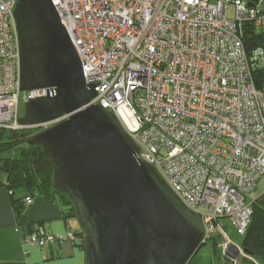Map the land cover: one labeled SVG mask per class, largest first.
<instances>
[{"label": "built area", "instance_id": "1", "mask_svg": "<svg viewBox=\"0 0 264 264\" xmlns=\"http://www.w3.org/2000/svg\"><path fill=\"white\" fill-rule=\"evenodd\" d=\"M82 62L93 104L114 113L141 156L160 171L220 241L229 264L250 258L228 235H245L264 175V51L244 38L264 28V1L52 0ZM16 0H0V127L37 134L64 121L23 125ZM23 110V112H22ZM29 207L32 197L26 198ZM40 228L32 245L76 240ZM237 254V257L233 255Z\"/></svg>", "mask_w": 264, "mask_h": 264}, {"label": "water", "instance_id": "2", "mask_svg": "<svg viewBox=\"0 0 264 264\" xmlns=\"http://www.w3.org/2000/svg\"><path fill=\"white\" fill-rule=\"evenodd\" d=\"M20 90L46 89L25 101L18 121L52 167V187L72 202L82 232L85 264H188L206 243L205 226L141 156L118 117L93 104L82 62L52 0H16ZM37 224L61 218V209L35 198L27 210ZM248 254L246 249H243ZM237 257L238 255H233ZM231 258L223 256V264Z\"/></svg>", "mask_w": 264, "mask_h": 264}, {"label": "trees", "instance_id": "3", "mask_svg": "<svg viewBox=\"0 0 264 264\" xmlns=\"http://www.w3.org/2000/svg\"><path fill=\"white\" fill-rule=\"evenodd\" d=\"M246 1L254 3L260 0ZM244 41L249 51L261 47L262 34L254 38H244ZM28 139L25 130L13 132L0 127V174L5 176V183L13 196L19 222L28 232L26 236L43 227V224H37L30 218L25 201L27 197L33 199L39 197L49 204L60 207L61 217L65 221L76 218L74 206L68 196L57 194L52 187V167L43 151L37 146L28 145ZM15 149H20V155L3 156ZM72 231L77 236L74 243L84 247L81 229ZM242 237V248L248 251V255L264 261V193L258 198H253L252 220ZM206 243L216 249L220 241L216 237H211Z\"/></svg>", "mask_w": 264, "mask_h": 264}, {"label": "crops", "instance_id": "4", "mask_svg": "<svg viewBox=\"0 0 264 264\" xmlns=\"http://www.w3.org/2000/svg\"><path fill=\"white\" fill-rule=\"evenodd\" d=\"M5 182L3 176V179H0V264H85L84 247L70 240L45 246L25 242L28 232L19 222L13 196ZM77 228L80 227L76 218L65 221L62 217L46 222L42 227L47 234L52 235H64ZM238 246L242 247V241ZM253 259L241 257L238 258V263L264 264L259 259ZM188 264L222 263L217 247L213 249L211 245L205 243L197 250Z\"/></svg>", "mask_w": 264, "mask_h": 264}, {"label": "rangeland", "instance_id": "5", "mask_svg": "<svg viewBox=\"0 0 264 264\" xmlns=\"http://www.w3.org/2000/svg\"><path fill=\"white\" fill-rule=\"evenodd\" d=\"M255 34L256 35H260L262 34V49L264 51V28H260V27H256L255 28ZM23 112V110H22ZM18 156L20 155V149H15L13 150L12 152H6L3 156ZM3 174H0V179L2 180L3 179ZM5 177V176H4ZM264 193V175L259 179V181L257 182V185L255 186V189L252 193V197L253 198H258L260 197L262 194ZM227 224H228V227H227V232H228V235L232 238V241L238 246V244H241V241H242V236L239 235L235 229H233L229 223H228V220L225 221ZM235 230V231H234ZM217 249H218V254H219V259L221 260V263L223 264V250L220 246V244L217 246ZM258 260V259H257ZM260 260V259H259ZM262 261V260H260ZM259 261V263H260ZM262 263H264V261H262ZM253 264V263H252ZM261 264V263H260Z\"/></svg>", "mask_w": 264, "mask_h": 264}]
</instances>
